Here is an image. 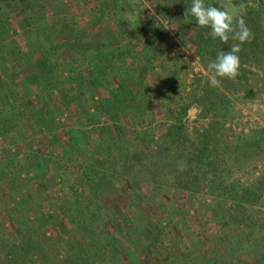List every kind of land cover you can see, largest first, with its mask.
<instances>
[{
  "label": "trees",
  "instance_id": "1",
  "mask_svg": "<svg viewBox=\"0 0 264 264\" xmlns=\"http://www.w3.org/2000/svg\"><path fill=\"white\" fill-rule=\"evenodd\" d=\"M45 2L0 0V89L4 91L19 84L28 92L27 97L17 102L18 112L16 106L11 104L8 114L11 124H7L6 134L13 135L18 140L17 143L22 145L19 151L24 152L22 156L16 153L11 155L13 160L22 162V168L32 170L35 167L33 177L37 179L40 188L33 195L39 204L46 174L50 172L46 165L49 161L53 162L54 169L48 176L53 180H56L60 166L50 153L51 158L37 155L35 162L27 153L34 144L33 126L39 128L44 125L48 132L53 133L51 140L47 142L58 141L60 124H57L53 114V105L74 106V114L69 115V119L78 124L76 132L80 139H76L74 132L70 131L66 156L78 161L80 177L88 192L83 198L85 202L73 200V210L68 202L55 204L56 200H49L47 211L41 213L37 210L32 220H22L20 227L13 231L6 230L0 222V249L6 256L7 264H29L36 255H40L42 264H48L47 247L41 241V231L48 222H56L58 231H64L70 226L75 234L73 239L66 240V246H62L65 254L62 264H153L150 259L154 257H162L161 262L164 263V253L151 248L154 244L159 246L161 242L164 227L159 217L162 214L153 210L150 202L148 204L151 206L144 209L138 205L144 195L143 187L147 184L174 187L177 198L183 191L190 196L194 195L199 190V180L202 179L208 194L219 199L213 210L220 222L226 221L222 232L232 230V224L236 223L241 231H245V220L253 222L257 232L259 224L250 217L246 205L254 203L261 207L260 192L264 190V183L257 185L255 190H249L233 181L228 182L227 174L222 169L224 162L232 159L234 163L237 156L230 158L229 152L232 153L233 147L221 139L222 123L217 119L207 130L199 134L195 132V137L190 139L185 136L182 124V118L189 108L186 104L176 108L177 116L173 115V123L167 125L164 134L156 141H151L144 129L136 131L137 124L142 125L140 121L132 122L135 129L133 132L127 128L128 125L116 124L122 115L126 119H141L139 115L145 111V108H141L142 88L146 85L144 71L151 67V60L154 61L157 57L158 48H168L163 38V28L154 27L151 20L150 23L142 21L146 12L142 0H95L92 8H88V0H75L76 4L84 6L80 14L85 21L80 24L74 21V15H47L45 10L49 6ZM160 2V16L163 19L168 17L176 24L174 32L178 37L189 36L188 39L193 43L205 69L219 51L230 50L233 41L224 43L214 39L209 35L210 29L198 26L194 17L184 15L185 9L191 6V0ZM204 2L206 6L217 7L244 5L243 18L253 36L249 42L241 45L238 53L240 68L237 79L247 86L248 79L242 65L254 64L259 68L264 65V0ZM16 11L35 22L30 24L27 18L21 17L17 24L18 32L23 38L21 47L12 40L16 29L13 28L11 19ZM40 12L42 15L37 16ZM100 18L112 21V26L100 28ZM29 52L30 55L27 54ZM132 62L137 65L131 64ZM29 67L34 72L21 78V72ZM179 70V65L172 63V69L167 70L163 80L171 92L179 85ZM116 75L121 80L114 89L112 77H117ZM84 85H89V91H108L109 87L114 90L108 92L107 104L93 102L96 100L93 99L94 110L91 111L88 108V96L91 94L85 92ZM218 89L208 85L205 90L209 95L206 105L208 104L211 112L217 111L219 107L217 97L221 92ZM91 97L94 98V94ZM167 105L171 113L169 103ZM147 107L146 111L151 113L150 106ZM104 115L113 123L110 128L101 124L100 120ZM130 132L135 134L132 138ZM93 133L96 134L95 141L91 140ZM261 134L263 136L260 140L264 141V133ZM260 140L254 144L260 143ZM137 141L145 143L147 148L154 146L155 151L150 155L142 151L132 152L131 146ZM13 164V167H17L15 161ZM20 176L18 170H12L8 174L0 170V191L4 189L8 198L25 184ZM32 179L29 180L32 182ZM26 204L28 207L25 208L29 209V204ZM54 206L60 210L59 215L53 210ZM62 218L67 219L65 221L68 225L63 223ZM191 240L189 238L188 242ZM182 241L178 239L175 242L176 252L171 253L180 256L184 253L179 249ZM257 242L259 241H254L249 252L253 250L251 255L254 259L264 262V239L258 245ZM192 244L195 245L196 241ZM227 248L228 245L225 252ZM228 251L231 252L230 249ZM171 253L169 255L173 259L177 257ZM204 259L206 264H212L210 257L205 256ZM185 263L183 261L182 264Z\"/></svg>",
  "mask_w": 264,
  "mask_h": 264
},
{
  "label": "rangeland",
  "instance_id": "2",
  "mask_svg": "<svg viewBox=\"0 0 264 264\" xmlns=\"http://www.w3.org/2000/svg\"><path fill=\"white\" fill-rule=\"evenodd\" d=\"M88 1L90 2L88 8H92L95 0ZM149 1L142 0L146 8L142 21L150 23L149 20H151L154 27L163 28L165 32L163 38H165L168 48L164 50L158 48L157 57H155L154 61L151 60V67L144 71L146 85L142 88L143 100L141 108H145V111L140 113L139 117L141 119H126L122 115L116 124L119 126L128 125L127 128H130L132 132L135 129L136 131L144 129L151 137L150 140L156 141L164 134L167 125L173 123V115L177 116L176 108L188 104L187 114L182 118L185 136L190 139L195 137V132L198 134L202 133L217 119L222 123L221 139L224 143L233 147L232 153L229 152L230 158L237 156L234 163L232 159H227V162H224L222 169L227 174L228 182L233 181L244 189L255 190L257 185L264 183V141L260 140L263 136L261 133H264V65L260 66V68L254 64L242 65L248 79L247 86L244 85L243 81L237 79L238 76L234 79L218 78L220 80L218 90L221 92V95L217 97L219 107L217 111H214L216 113L209 111L208 104L206 105L209 95L205 90L208 85L210 87V84L208 75L205 74L204 63H202L196 53L193 43L189 41V36L178 37L174 32L176 24L168 17L163 19L160 16V0ZM44 2L47 7L49 6L45 10L47 15L58 14L59 16L68 17L74 15V21L79 24L85 21L80 14L84 6L81 3L76 4L75 0H44ZM40 15H42V12L37 14V16ZM21 17L27 18L30 24L35 23L25 14L22 15L17 11L15 12L11 19V24L16 29L12 40L20 47L23 46V38L20 36L19 29L16 26L21 21ZM98 23L100 28H110L112 26V21H107V19L100 18ZM140 49L141 47L138 48V50ZM27 54L30 55L31 53ZM174 62L180 67L177 75L179 85L171 92L168 90L167 85L163 83V80L167 70L169 68L172 69V63ZM131 64L137 65L136 62ZM33 72L32 68H26L21 72V78ZM116 76L112 77L114 89L121 80L118 75ZM84 88L88 95L91 94L92 96L94 94V98L90 95L88 96V108L91 111L94 110L92 107L93 99H96L93 102L107 104L109 100L108 92L114 90L109 87L108 89L110 90L108 91L101 89L89 91V85H84ZM5 90L0 91V170H4L6 174L12 170H18L21 175L19 178L25 180V184L20 186L11 198L7 197L8 194L4 189L0 191V222L3 223V227L6 230L13 231V229L20 227L22 220H32L34 212L37 213V210L41 213L47 211L49 200H52V202L56 200L55 204L68 202L71 210H73L74 201H84L83 198L87 194L88 188L81 180L78 161L76 162L74 158L70 160L66 156L67 151H69L67 140H70V131L74 132L76 139H80V135L76 132L78 124H76L75 120L69 119V115L72 116L74 114L75 108L71 104L53 105V114L57 124H60L57 132L58 141L47 142L50 136H53V133L48 132L44 125L39 128L33 126L34 144L32 149L27 151L34 162L37 155L50 157V154H52L53 159L60 166L58 176H56V180H53L48 177L54 169L53 162L49 161L46 165L47 171L50 170V172L46 174L45 186H43V189L41 188L43 191L40 192V203L38 204V199L33 195L40 188L37 185V179L33 177L35 167L31 168L32 170L27 167L22 168V162L13 160L11 155L16 153L22 156L24 152L22 150L19 151L22 145L17 143L18 140L13 135L6 134L7 124H11V119L8 115L11 106L15 105L16 112H18L17 102L27 97L28 92L19 84ZM70 95L75 96L73 93H70ZM168 103L171 113L167 109ZM147 106H150L151 113L146 111L148 109ZM100 121L102 125L108 128L113 126L112 121L105 115L102 116ZM134 121H136L135 123L140 121L142 125L138 123V127L134 129V126H132ZM101 124L99 128H101ZM132 132L130 133L132 134ZM133 135L135 134H132L131 138ZM95 136L96 134L93 133L92 141L96 140ZM259 140L261 142L256 144ZM254 142H256V145ZM131 149L132 152L142 151L147 155L155 151L154 146L147 148V145L141 141L133 143ZM14 161L17 167H13L15 165L13 164ZM28 178H33L32 182ZM26 179L29 181H26ZM199 181L200 188L195 191L194 195L190 196L183 191L177 198L175 197L177 194L174 187L164 188L154 184H147L144 186L145 188L143 187L144 195L140 198L138 205L142 209L148 205L151 206L148 202L155 206H152V208L153 210H158L157 213L162 214L159 219L163 221L164 227L160 245L156 246L154 244V247L152 246L151 248L166 254V256L163 254L165 262H161L162 257H154L155 259H150L153 264H171L170 262L182 264L183 261L186 262L185 264H202V262L206 264L205 256L207 258L210 257L212 264H264V262L254 259V256L251 255L253 250L249 252L255 240L262 242L264 239V190L260 192L262 194L259 202L261 207L254 203L246 205L247 211L251 214L250 217L259 224L257 232H255L253 222L245 219L244 222L247 227L245 231H241L239 224L236 223L232 224V230L222 232L226 226V221L220 222L213 210V206L216 205V202L218 203L219 199L211 197L208 194L205 182L202 179ZM124 186L127 188L126 185ZM26 202L29 204V209L25 208V206L28 207ZM228 203L233 204L232 201H228ZM7 204L9 205L6 207L5 205ZM53 210H56L55 212L59 215L60 210L55 206ZM62 220L64 221L63 223H66L65 220L67 219L62 218ZM58 229L56 222H48L41 231V241L47 247L48 264L64 263L65 254L62 246H66V240L73 239L75 235L70 226H67L64 231H58ZM261 236L262 239L260 238ZM189 238L190 240L192 239L191 242H188ZM178 239L183 240L179 248L184 252L181 256L177 253H171L176 252L174 251L177 248H175V242ZM193 241H196L195 245L192 244ZM259 242H257V245ZM226 245H228V248L225 252ZM229 249L231 252L228 251ZM258 249H260V246ZM170 253L177 257L173 259L169 255ZM258 256L260 255L258 254ZM5 258L6 256L0 249V264H7ZM178 258L181 260L177 261ZM40 260V255H36L29 264H33L34 261H36L34 264H42L43 261L41 263Z\"/></svg>",
  "mask_w": 264,
  "mask_h": 264
},
{
  "label": "clouds",
  "instance_id": "3",
  "mask_svg": "<svg viewBox=\"0 0 264 264\" xmlns=\"http://www.w3.org/2000/svg\"><path fill=\"white\" fill-rule=\"evenodd\" d=\"M244 5L206 6L204 0H191V6L185 9V16H192L198 26L210 29L209 35L224 43H234L229 51H219L216 58L207 65L210 86L218 87L220 78L234 79L240 68L238 53L241 45L252 39V32L247 27L244 16Z\"/></svg>",
  "mask_w": 264,
  "mask_h": 264
}]
</instances>
